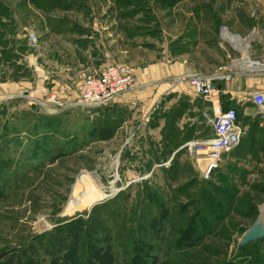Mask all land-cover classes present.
<instances>
[{"label": "rangeland", "instance_id": "obj_1", "mask_svg": "<svg viewBox=\"0 0 264 264\" xmlns=\"http://www.w3.org/2000/svg\"><path fill=\"white\" fill-rule=\"evenodd\" d=\"M174 1L0 0V264H264V238L239 247L264 213V119L250 101L264 70H240L236 47L254 35L249 60L264 65V0ZM116 64L136 86L80 106L82 78ZM221 69L233 76L222 88H255L237 106L221 95L244 134L205 176L188 146L212 134L210 104L184 75ZM81 176L107 197L70 212Z\"/></svg>", "mask_w": 264, "mask_h": 264}, {"label": "built area", "instance_id": "obj_2", "mask_svg": "<svg viewBox=\"0 0 264 264\" xmlns=\"http://www.w3.org/2000/svg\"><path fill=\"white\" fill-rule=\"evenodd\" d=\"M28 40L35 43L36 38L29 34ZM184 78L188 80L194 93L210 104V117L207 116V122L212 126V134L195 142L192 148L188 146L189 150L204 154V173L207 176L218 168L224 154L232 152L240 145L244 134L237 109H223L221 104V84L230 81L233 76L221 69L210 75L190 72ZM135 86V77L127 66L111 65L82 78L76 88L78 104L85 108L106 107ZM250 101L264 119V90L251 92Z\"/></svg>", "mask_w": 264, "mask_h": 264}, {"label": "bare ground", "instance_id": "obj_3", "mask_svg": "<svg viewBox=\"0 0 264 264\" xmlns=\"http://www.w3.org/2000/svg\"><path fill=\"white\" fill-rule=\"evenodd\" d=\"M253 37L254 35L245 43H240L236 45V47L244 54L243 62L239 68L242 71L253 72V71L264 70V65L254 64L249 60V53H250L249 42L253 40ZM224 41L227 42L226 40ZM109 190L110 193L113 194L115 192L114 186H111ZM106 197L107 195L99 187V185L96 183V180L93 177L81 176L77 184L73 187V191L69 202L70 212H76L77 210H84L91 208L92 206H94L95 204H97L99 201L103 200Z\"/></svg>", "mask_w": 264, "mask_h": 264}, {"label": "crops", "instance_id": "obj_4", "mask_svg": "<svg viewBox=\"0 0 264 264\" xmlns=\"http://www.w3.org/2000/svg\"><path fill=\"white\" fill-rule=\"evenodd\" d=\"M254 88V86L249 85L248 81L245 80V77H235L234 81L231 82V84H226L225 88H222V94L228 96L227 102L237 106L241 102L242 96L244 94H247L246 92L251 91ZM158 98L159 95L156 97L154 96L152 103L155 102ZM122 101L123 99H121V97H118L113 103Z\"/></svg>", "mask_w": 264, "mask_h": 264}, {"label": "water", "instance_id": "obj_5", "mask_svg": "<svg viewBox=\"0 0 264 264\" xmlns=\"http://www.w3.org/2000/svg\"><path fill=\"white\" fill-rule=\"evenodd\" d=\"M25 34L23 32L17 35V38L21 39ZM264 238V215L260 211V216L246 229L242 235L239 247H243L249 243L256 242Z\"/></svg>", "mask_w": 264, "mask_h": 264}, {"label": "trees", "instance_id": "obj_6", "mask_svg": "<svg viewBox=\"0 0 264 264\" xmlns=\"http://www.w3.org/2000/svg\"><path fill=\"white\" fill-rule=\"evenodd\" d=\"M163 2L167 3L168 6H170V7L175 4L174 0H163ZM17 33H18V31H16L15 34H14V41L16 43H20L21 41H24V39H18L17 38ZM221 98H222V96H221ZM221 101H222V99H221ZM229 108H232V107H229ZM223 109H226V107L223 106ZM97 258L100 259L99 256H97Z\"/></svg>", "mask_w": 264, "mask_h": 264}]
</instances>
